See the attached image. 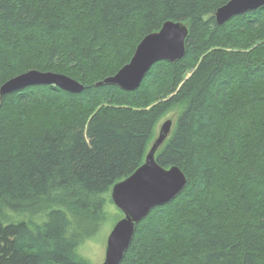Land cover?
<instances>
[{"label": "trees", "instance_id": "16d2710c", "mask_svg": "<svg viewBox=\"0 0 264 264\" xmlns=\"http://www.w3.org/2000/svg\"><path fill=\"white\" fill-rule=\"evenodd\" d=\"M227 1L0 0V86L31 69L84 86L0 99V264H85L104 195L176 108L156 161L186 185L137 224L119 264H264V6L219 25ZM168 20L188 26L180 59L153 63L133 91L96 85Z\"/></svg>", "mask_w": 264, "mask_h": 264}, {"label": "water", "instance_id": "95a60500", "mask_svg": "<svg viewBox=\"0 0 264 264\" xmlns=\"http://www.w3.org/2000/svg\"><path fill=\"white\" fill-rule=\"evenodd\" d=\"M264 6V0H229L217 8L216 23L221 25L230 18ZM165 33V41L150 40L151 37ZM188 26L180 21H165L157 32L147 34L136 46L130 61L113 76L107 77L96 85L114 84L125 91L137 89L146 72L159 60L174 62L185 52V38ZM56 85L69 92H80L84 86L73 78L52 71L31 69L16 75L0 86V99L7 93L30 85ZM172 129V120H165L152 140L143 163L129 176L116 182L111 189V200L123 213L108 234L103 264H119L127 251L136 224L149 211L158 205L171 201L186 185L185 174L178 166L164 168L156 161V152L164 143ZM171 172L174 179L162 181L161 173ZM123 185V187H121Z\"/></svg>", "mask_w": 264, "mask_h": 264}, {"label": "rangeland", "instance_id": "374dc122", "mask_svg": "<svg viewBox=\"0 0 264 264\" xmlns=\"http://www.w3.org/2000/svg\"><path fill=\"white\" fill-rule=\"evenodd\" d=\"M189 75H190V73H188L186 75V77ZM37 85H44V84H37ZM106 85H112V84H106ZM53 86H56V85H53ZM62 90H64V89H62ZM64 91H66V90H64ZM67 92H69V91H67ZM71 93H73V92H71ZM105 95L108 96V98L106 99V102L103 103V105L109 104L110 100L112 99V98H110L109 95H107V94H105ZM156 102H158V101L152 102L150 105H153ZM108 106L119 108V109L123 108V107H118V106H114V105H110V104L105 106V107H108ZM149 107L150 106L144 105L143 108L141 107V109H148ZM124 109H127L129 111L130 110L131 111L137 110V109H134L132 107V105L126 106V108L124 107L123 110ZM179 110H180V108H176L172 111L167 112L157 122L156 126L154 127L153 136L151 137V140L154 139L158 135L159 128L165 120L171 119L173 121V124H174V121L176 119V116H177ZM118 111H122V110H118ZM172 127H173V125H172ZM195 193H196V190H195ZM106 194L104 195L105 204H104V208H103L105 218L102 221V225L100 226L99 230L97 231L96 234H94L93 237H91L89 240L87 239L86 241H84L77 249V253H78L80 259L85 264H101L102 263L103 258L105 256V247H106V241H107L108 234L111 231L113 225L117 222V220H119L123 216V213L113 203H110V200H111V199L109 200L110 193H106ZM136 226H137V224H136Z\"/></svg>", "mask_w": 264, "mask_h": 264}, {"label": "snow or ice", "instance_id": "6c2138e0", "mask_svg": "<svg viewBox=\"0 0 264 264\" xmlns=\"http://www.w3.org/2000/svg\"><path fill=\"white\" fill-rule=\"evenodd\" d=\"M165 39H166L165 33L162 32L159 36L151 37L150 40L163 42V41H165ZM160 179L162 181H169V180L174 179V177H173V174L171 172H164V173H161ZM121 187H123V185H121Z\"/></svg>", "mask_w": 264, "mask_h": 264}, {"label": "bare ground", "instance_id": "6f19581e", "mask_svg": "<svg viewBox=\"0 0 264 264\" xmlns=\"http://www.w3.org/2000/svg\"><path fill=\"white\" fill-rule=\"evenodd\" d=\"M228 1H229V0H228ZM228 1H227V2H228ZM227 2H226V3H227ZM224 4H225V3H224ZM221 6H222V5H221ZM219 7H220V6H219ZM219 7H218V8H219ZM216 10H217V9H216ZM216 10H215V12H216ZM215 12H214V14H213L214 19H215ZM215 21H216V20H215ZM180 22H181V21H180ZM182 23H183V22H182ZM185 24H186V23H185ZM162 25H163V24H162ZM160 28H161V27H160ZM159 30H160V29H159ZM159 30H157V31H159ZM157 31H155V32H157ZM145 36H146V35H145ZM145 36H144V37H145ZM144 37H143V38H144ZM143 38H142V39H143ZM137 45H138V44H137ZM134 51H135V50H134ZM133 54H134V53H133ZM132 56H133V55H132ZM130 59H131V58H130ZM129 61H130V60H129ZM127 63H128V62H127ZM127 63H126V64H127ZM126 64H125V65H126ZM123 66H124V65H123ZM123 66H122V67H123ZM122 67H121V68H122ZM119 70H120V69H119ZM119 70H118V71H119ZM118 71H117V72H118ZM117 72H116V73H117ZM116 73H115V74H116ZM115 74H114V75H115ZM18 75H19V74H18ZM112 76H113V75H112ZM172 125H173V121H172ZM149 147H150V146H149ZM137 168H138V167H137ZM128 176H129V175H128ZM114 184H115V183H114ZM114 184H113V185H114ZM111 189H112V188H111ZM110 198H111V190H110ZM111 201H112V200H111ZM112 203H113V202H112ZM113 204H114V203H113ZM114 205H115V204H114ZM104 260H105V256H104L103 261H102L101 264H103Z\"/></svg>", "mask_w": 264, "mask_h": 264}]
</instances>
